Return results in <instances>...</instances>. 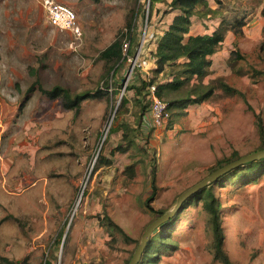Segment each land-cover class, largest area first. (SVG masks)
Returning a JSON list of instances; mask_svg holds the SVG:
<instances>
[{"label": "rangeland", "instance_id": "1", "mask_svg": "<svg viewBox=\"0 0 264 264\" xmlns=\"http://www.w3.org/2000/svg\"><path fill=\"white\" fill-rule=\"evenodd\" d=\"M54 1L76 11L81 39L49 25L44 0H0V264H130L148 226L182 193L264 150V0H205L197 8L191 35L221 27L225 40L208 75L163 98L214 94L171 107L160 128L142 122L149 105L142 74L101 53L130 40L134 26L151 59L170 2ZM152 64L153 82L172 81V67L156 73ZM36 80L84 99L69 107L40 91L28 96ZM241 175L236 169L188 199L154 231L155 255L144 253L139 264H223L219 241L232 264H264V172L252 181Z\"/></svg>", "mask_w": 264, "mask_h": 264}, {"label": "trees", "instance_id": "2", "mask_svg": "<svg viewBox=\"0 0 264 264\" xmlns=\"http://www.w3.org/2000/svg\"><path fill=\"white\" fill-rule=\"evenodd\" d=\"M203 4L207 5L205 0H172L169 3L171 10L178 11L179 14L175 16L172 24L169 26V29L165 31L163 36L158 41L156 52L153 54V59L159 66L157 71H155L156 73L163 72L162 70L165 66L173 68L170 73L172 81L158 85L157 92L162 99H164L163 97L166 96L167 91L169 93L173 90L180 89L185 83L194 77L202 78L208 75L210 72L209 70L213 65L211 57L218 52L225 40V32L223 29H221V27L211 34L189 35L193 23L192 17L197 15V8ZM131 30L132 35H130V53L135 54L136 48L140 44L137 41V38L133 36L134 26H131ZM123 45L124 43L122 40L118 38L108 48L102 51L101 59L109 63H113V65L121 63L125 60L122 49ZM143 86L145 89V82L143 83ZM224 88L228 92H234V89L228 86H224ZM35 91H40L42 94L48 96L51 99L62 98L69 107L78 105L82 99H84H81L80 97L71 99L67 91L61 86H56L52 89H46L39 80H36L28 88L27 95L29 96ZM141 92L142 91L140 89H137L138 94ZM213 94L214 88H209L208 92L199 93L195 97H193V95H189L187 98L181 100L169 99L168 104L170 108L176 105L186 107L188 105L204 102L209 98V96ZM260 135L264 143V128L262 126H260ZM236 169H240L242 171V175L240 176L241 179L252 181V179L257 176L261 170L264 172V160H255ZM236 169L232 170L231 172H234ZM223 177L219 178L217 181ZM206 187L198 191L196 195L203 194L204 191H206ZM206 205L210 211L214 212L215 215L217 214L216 207L214 206V196L212 194L209 195V202ZM108 224L110 226H115L111 219H108ZM215 228L218 229L219 226L216 225ZM159 229H157V231ZM119 230L122 234V229ZM218 236L220 235L218 234ZM221 244L222 242L219 241L215 245L217 257L222 260L223 264H232L229 257L224 253ZM148 248L149 245L146 247L144 252L146 253L145 258L155 255V252L150 251ZM47 264L52 263L48 262Z\"/></svg>", "mask_w": 264, "mask_h": 264}, {"label": "built area", "instance_id": "3", "mask_svg": "<svg viewBox=\"0 0 264 264\" xmlns=\"http://www.w3.org/2000/svg\"><path fill=\"white\" fill-rule=\"evenodd\" d=\"M44 7L47 11V20L50 26L61 32H72L77 40L82 38L83 30L74 9L54 0H44ZM122 49L124 58L130 65L129 73L131 76L138 71L142 74L146 83L144 94L149 105L143 114L142 122L146 124V127L160 128L166 126L172 119L170 107L168 102L158 95V84L151 80L152 60L144 56V43L136 48L135 54L130 53V40L125 41Z\"/></svg>", "mask_w": 264, "mask_h": 264}, {"label": "water", "instance_id": "4", "mask_svg": "<svg viewBox=\"0 0 264 264\" xmlns=\"http://www.w3.org/2000/svg\"><path fill=\"white\" fill-rule=\"evenodd\" d=\"M263 157H264V150L256 151V152H254L248 156L242 157V158H240V159H238V160H236L230 164H227L226 166H224L220 169H217L216 171L211 173L210 176L206 177L201 182L197 183L196 185L192 186L191 188L186 190L184 193H182L179 196V198L177 199V204H176L175 208L170 213L163 215L158 220H156L155 222H153L152 224H150L148 226V228L146 229V232L142 238L141 243L137 247V249H136V251H135V253H134V255L130 261V264H139L140 263V261L143 257V254L145 252V249L148 246V243L151 239V235L154 233L155 230H157L162 225H164L166 222L171 220L175 216V214L178 212V210L181 208V206L188 199H190L192 196H194L198 191L205 188L209 183L217 181L219 178L228 174L232 170H234L240 166H243L249 162L258 160L259 158H263Z\"/></svg>", "mask_w": 264, "mask_h": 264}, {"label": "crops", "instance_id": "5", "mask_svg": "<svg viewBox=\"0 0 264 264\" xmlns=\"http://www.w3.org/2000/svg\"><path fill=\"white\" fill-rule=\"evenodd\" d=\"M168 1L171 2L172 0H168ZM178 14H179L178 11H172L171 8H169V12L165 16V19H166L167 24H165L164 29L161 30V34L156 38V42L154 44V49H151V51H150L152 63H154V61H153V54L156 52L158 41L163 36V34L165 33V31H167L169 29V26L172 24L175 16L178 15ZM189 35H191V31H190V34ZM152 65L154 66L155 64H152Z\"/></svg>", "mask_w": 264, "mask_h": 264}]
</instances>
